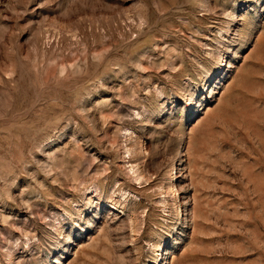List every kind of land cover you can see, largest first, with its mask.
Returning a JSON list of instances; mask_svg holds the SVG:
<instances>
[{
	"label": "rangeland",
	"instance_id": "374dc122",
	"mask_svg": "<svg viewBox=\"0 0 264 264\" xmlns=\"http://www.w3.org/2000/svg\"><path fill=\"white\" fill-rule=\"evenodd\" d=\"M0 264H264V0H0Z\"/></svg>",
	"mask_w": 264,
	"mask_h": 264
}]
</instances>
